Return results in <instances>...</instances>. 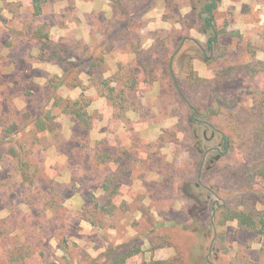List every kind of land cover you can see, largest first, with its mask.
Here are the masks:
<instances>
[{
	"label": "rangeland",
	"instance_id": "1",
	"mask_svg": "<svg viewBox=\"0 0 264 264\" xmlns=\"http://www.w3.org/2000/svg\"><path fill=\"white\" fill-rule=\"evenodd\" d=\"M31 1L0 0V264H110L123 244L140 250L124 264H264V235L214 215L225 188L237 193L221 169L246 160L250 131L233 116L264 89V0H219L213 31L198 0H144L142 14L127 0L122 16L111 0H41L39 15ZM115 20L133 22L140 48L166 49L143 66L126 41L111 43ZM75 100L90 128L66 111ZM193 107L218 140L233 134L207 178L214 152L193 148ZM48 110L53 129L39 131ZM252 182L244 203L264 212V179Z\"/></svg>",
	"mask_w": 264,
	"mask_h": 264
},
{
	"label": "trees",
	"instance_id": "2",
	"mask_svg": "<svg viewBox=\"0 0 264 264\" xmlns=\"http://www.w3.org/2000/svg\"><path fill=\"white\" fill-rule=\"evenodd\" d=\"M144 0H136L131 2L133 8L142 6ZM167 0H165L166 2ZM201 2L200 16L203 18V25L205 30L213 31L215 28L214 12L218 7L219 0H198ZM112 2V12L113 14L119 13L121 16L128 14L127 10V0H111ZM136 2V3H135ZM139 3V4H138ZM148 3V4H147ZM144 4L141 14L149 10L153 4H149V1ZM33 14L39 15L42 11V1L41 0H32L31 1ZM133 22L123 23L120 20H115L112 24L114 38L111 40H122L126 41L130 49H132L137 57L138 61L143 64V66L150 65L148 57L145 55L148 52H151L152 49L157 47L159 50L166 49L163 42L157 41L145 50L140 48V46L133 44L129 39L130 32L128 31V25ZM37 39L41 42V49L49 50L51 54L56 53L58 50L56 43H54L47 31L43 28H38L36 31ZM155 40V39H154ZM210 42H215V38H211ZM208 43V47H212V43ZM169 64V63H168ZM258 64H262L258 62ZM169 69V68H168ZM231 70H234L232 68ZM239 70V69H238ZM246 70L248 73L255 75L260 71V68L255 65H247ZM238 72V71H237ZM236 72V73H237ZM169 75L170 71L167 70ZM224 75L223 77H226ZM155 80V79H153ZM203 82L204 84L212 83L213 80L198 79V82ZM78 85V84H76ZM112 97L109 96V99ZM253 103L250 107L241 108L244 111L243 115L234 117V124L238 127L243 125L248 127L250 132H245L242 130V141L244 150L243 153L246 156V160L239 163L236 168L231 169L230 167L221 169V175L223 178L227 179L232 183L233 186L237 188V193L231 192L229 189L225 188V192L222 194L223 204H221L218 209L215 211L216 225H223L227 221H236L237 224L247 230L254 231L255 233L264 235V212L258 211L254 212L246 208L244 201L247 198V194L253 185V179L260 177L264 179V89L256 91L253 93ZM80 104L79 100L73 102L67 101L64 104V107L69 113L75 116L79 124L83 128H90L91 122L89 121V116L86 112V103L80 105L78 108L77 105ZM54 105H60V100L58 97L54 100ZM242 113V112H241ZM205 115L201 112L192 108V112L188 117V123L193 127L191 134V141L193 143V148L198 153H203L206 151L214 152V155L211 159V162L214 167L210 171H204L203 177H209L210 174L215 171L216 167L219 166V162L222 159H226L230 156L233 151L232 148V135L222 134L220 131V138L217 139V135L214 133L213 126L206 123L205 120H202ZM35 126L39 131L51 130L54 126L53 116L50 114L49 110L44 114L43 117H38L35 123ZM207 127V128H206ZM209 129V130H208ZM217 139V140H216ZM10 150L15 154L13 147ZM20 159V157H19ZM249 160L251 162H249ZM20 159V165L22 166V175L24 179L28 180L29 168L27 165L22 164ZM24 165V166H23ZM105 190L108 189L107 186H104ZM236 193V194H235ZM190 211V210H189ZM192 213V210L190 211ZM127 245L123 244L117 246L112 253V261L110 264H124L125 261L133 256L134 254L139 253L138 248L126 249ZM156 264H166V261H156Z\"/></svg>",
	"mask_w": 264,
	"mask_h": 264
}]
</instances>
